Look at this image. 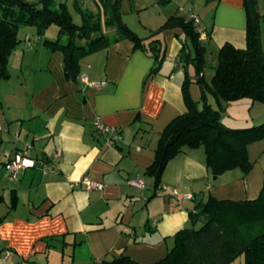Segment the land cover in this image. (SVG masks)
<instances>
[{
  "label": "crops",
  "instance_id": "0c3cea01",
  "mask_svg": "<svg viewBox=\"0 0 264 264\" xmlns=\"http://www.w3.org/2000/svg\"><path fill=\"white\" fill-rule=\"evenodd\" d=\"M244 1L155 0L139 9L147 15L141 21L143 32L127 23L148 38L171 14L198 16L208 55L227 41L246 45ZM156 3L163 9L148 11ZM160 36L165 58L154 72L150 73L154 57L125 37L84 56L79 79H72L65 75L60 50L36 43L30 32L23 35L10 56V76L0 80V136H18L5 148L0 180L7 177V157L28 141L36 164L14 175L19 186L0 184L18 197L20 187L28 186L29 194L22 204L17 200L0 214V264H103L122 253L151 263L166 255L177 230L190 225L189 212L200 201L210 195H259L264 185V139L249 144L254 164L246 174L232 168L213 176L200 147L172 157L159 187L154 175L146 172L162 131L186 111L182 84L187 73L196 76L194 65L192 70L182 56L188 39L181 29L166 28ZM84 75L101 85L86 83ZM190 91L200 100L196 81ZM96 115L119 129L121 137L115 143L97 133ZM84 177L102 181L103 189L87 188ZM137 177L144 187L133 183ZM60 243L64 251L73 247L70 263L54 258L51 247Z\"/></svg>",
  "mask_w": 264,
  "mask_h": 264
},
{
  "label": "trees",
  "instance_id": "16d2710c",
  "mask_svg": "<svg viewBox=\"0 0 264 264\" xmlns=\"http://www.w3.org/2000/svg\"><path fill=\"white\" fill-rule=\"evenodd\" d=\"M80 1L73 0L81 15L77 21L69 0H0V80L10 76V56L22 39L19 30L24 24L36 25L41 42L62 52L65 75L72 79H79L84 56L125 37L154 57L150 73L154 72L165 58L160 33L166 28H180L181 34L188 39L183 42L182 56L192 62L196 76L187 73L182 84L186 111L174 117L162 131L155 159L145 170L155 176V185L159 187L172 157L186 148L203 147L207 167L213 176L232 168L248 173L254 164L248 146L264 139V121L250 127L233 128L221 120V115L224 102L244 97L264 102V46L257 1H244L246 45L223 43L210 80L203 73L208 64L207 45L194 17L171 14L158 30L145 38L123 21L122 0H91V7ZM54 22L59 25L57 36L46 37L45 29ZM104 26L111 27L114 32L108 33ZM193 81L200 86V100L191 94ZM2 141L0 136V145ZM2 199L0 195V201ZM17 200L15 193L12 207ZM189 215L192 224L175 232L174 243L161 259L142 263L122 253L104 259L103 264H230L241 254H244V264H264V185L255 198L210 195L197 203ZM200 219L202 224L196 227Z\"/></svg>",
  "mask_w": 264,
  "mask_h": 264
},
{
  "label": "rangeland",
  "instance_id": "374dc122",
  "mask_svg": "<svg viewBox=\"0 0 264 264\" xmlns=\"http://www.w3.org/2000/svg\"><path fill=\"white\" fill-rule=\"evenodd\" d=\"M155 0H122L121 1V10H122V19L124 22H129L132 26H136V28H140L142 30L141 32L144 31V29L141 28V21L142 18L145 17V12H142L140 14V8L147 5V4H153ZM82 5L85 6H92L93 3L91 0H81L80 1ZM69 5L72 13L74 14V17L77 21H80L81 15L79 12L75 9V6L73 5V0H69ZM257 5L261 14V19H260V24H261V31H262V43L264 46V0H257ZM162 6L159 4H155L154 6H151V10L148 11H156V10H161ZM163 9V8H162ZM146 11V10H142ZM147 19V15H146ZM128 24V23H127ZM129 25V24H128ZM130 26V25H129ZM131 27V26H130ZM132 28V27H131ZM135 28V27H134ZM133 28V29H134ZM105 31L108 33H113L114 30L111 27L104 26ZM26 32H30L32 34V38L38 43V38L41 36L40 34L37 33V26L34 24H24L20 27L19 34L21 37H23ZM59 32V25L57 23H52L50 24L46 29H45V36L49 38H53L57 36ZM25 42V39L23 40ZM38 45V44H37ZM218 52L219 51H208L207 55V66L204 69V72L206 74V77L211 79L212 75L215 72V65L218 62ZM191 69L193 70V65L191 62H189ZM208 79V80H209ZM191 85V84H190ZM210 100L214 102V97L210 96ZM251 99L248 97H244L239 100L231 101V102H224V109L222 111L221 115V120L227 124L228 126H231L233 128H243V127H250L256 124H260L261 122L264 121V102H259L256 101L255 105H250ZM16 137V138H15ZM12 137V135H9V137L3 136V142L2 146L0 148V172L3 170L2 166V161L4 160V153H5V148L9 145H11L14 140L18 141V136ZM203 149V147H200ZM31 154V153H30ZM33 156V154H31ZM8 159V157H7ZM6 159V160H7ZM5 167V166H4ZM6 169V168H5ZM7 177L4 180H0V184L2 186H5L9 182L10 188L15 187L14 184H18V178L14 179V174L11 173L9 170L6 172ZM1 178V177H0ZM155 178V176H154ZM0 185V192L3 191L2 194L5 195V199L0 201V214L3 215L5 214L8 209H9V204H12V196L13 193H11V189L8 190V188H2ZM20 197H18L19 203L22 204L24 200L28 199V192H25V190L28 189V186L25 188L20 187ZM192 223H190L191 225ZM202 224V220H198L195 224L196 227L200 226ZM64 246L63 244H59L58 248H54L53 246L51 247L54 258L61 262L62 257L65 258V261L67 263H70V252L72 251V246L69 245L65 251L63 250ZM70 248V251L69 249ZM230 264H244V254H241L238 256L232 263Z\"/></svg>",
  "mask_w": 264,
  "mask_h": 264
},
{
  "label": "built area",
  "instance_id": "2783aa9c",
  "mask_svg": "<svg viewBox=\"0 0 264 264\" xmlns=\"http://www.w3.org/2000/svg\"><path fill=\"white\" fill-rule=\"evenodd\" d=\"M196 22L199 23V17H194ZM201 32H204L203 28L199 27ZM83 79L86 83L94 86H100L102 82H90L88 81V76L84 75ZM95 129L98 134L103 135L106 142L115 143L120 137L121 133L119 129L115 126L107 125L100 115H96L93 120ZM32 147L31 142H26L25 147L21 149H16L13 154L8 156V159L5 162V168L9 170L14 175L20 169H26L28 167L35 166L36 164V157L30 154V149ZM82 182L87 188H99L103 189L104 183L102 181L92 180L88 177H84ZM133 183L140 186L141 188L145 186L142 179L137 177L133 180ZM173 193H177V189L173 190ZM186 197H191V194L187 193Z\"/></svg>",
  "mask_w": 264,
  "mask_h": 264
},
{
  "label": "water",
  "instance_id": "95a60500",
  "mask_svg": "<svg viewBox=\"0 0 264 264\" xmlns=\"http://www.w3.org/2000/svg\"><path fill=\"white\" fill-rule=\"evenodd\" d=\"M256 1H257V0H256ZM257 12L260 14V11H259L258 6H257ZM41 38H42V36H40V37L38 38V41H41ZM189 53L191 54V51H189Z\"/></svg>",
  "mask_w": 264,
  "mask_h": 264
}]
</instances>
